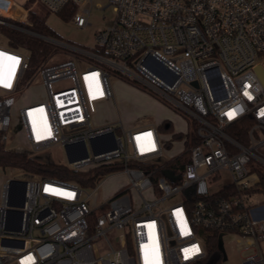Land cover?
<instances>
[{
  "label": "built area",
  "instance_id": "2783aa9c",
  "mask_svg": "<svg viewBox=\"0 0 264 264\" xmlns=\"http://www.w3.org/2000/svg\"><path fill=\"white\" fill-rule=\"evenodd\" d=\"M40 1L91 25L96 0ZM109 6L115 18L97 36L104 53L42 37L72 53L31 73L27 53L0 46L2 141L13 135L23 145L8 148L31 157L58 147L70 170L98 175L82 186L12 168L20 173L2 186L0 264H193L208 254L205 231L222 242L235 235L250 253L243 264H264V206L251 201L264 171V0ZM32 9L0 0V26L32 33ZM112 73L174 107L186 122L180 149L158 126L124 127ZM111 105L114 120L98 115ZM119 175L112 197L93 205Z\"/></svg>",
  "mask_w": 264,
  "mask_h": 264
},
{
  "label": "rangeland",
  "instance_id": "374dc122",
  "mask_svg": "<svg viewBox=\"0 0 264 264\" xmlns=\"http://www.w3.org/2000/svg\"><path fill=\"white\" fill-rule=\"evenodd\" d=\"M13 1L18 5L31 8L32 0ZM33 9L36 10L40 18H42L59 36L58 39H54L55 41H60L64 44L78 47L86 51L95 52L98 51L97 36L115 18V12L113 6H109V0L95 1L89 16L91 25L84 29L75 26L70 21V18L69 20H66L61 14L50 12L41 1ZM3 41L4 37L0 32V46L8 48ZM48 42H51L55 46L56 50H54L50 56L47 64H56L70 59L68 54L72 53L71 50L63 48L56 42ZM111 83L115 94L117 110L121 114L125 128H129L130 126L135 128L149 125L158 126L162 121L169 120L173 122L175 131L184 129L185 122L179 116V113L174 110V107L161 97L155 95L152 91L143 89L141 85H138L133 80L116 73H112ZM98 115L101 117L107 116L110 120H114L115 109L113 105H111L108 110H100ZM162 132L160 133L162 134ZM169 137L170 134H164V138ZM22 145V141L13 137V135H10L8 147L16 148ZM175 148L176 150L180 149V144H177ZM34 157L48 163L62 164L68 167L70 165V161L66 159L64 151L58 147H53L41 153H35ZM19 173L20 172L12 168H0V197L2 193V186L7 181L17 177ZM124 182V177L120 175L110 179L107 183L100 187L97 195L94 197L93 205H100L110 199L113 193ZM85 189L88 192L92 191L91 187H85ZM251 201L257 205L264 206V195L260 193L256 194L253 196ZM98 212L100 213L102 210ZM221 238L223 239L227 256V259H224L221 264H243V260L250 253L244 252V246L236 243L237 237L233 234H226ZM102 249H104V247H102Z\"/></svg>",
  "mask_w": 264,
  "mask_h": 264
},
{
  "label": "trees",
  "instance_id": "16d2710c",
  "mask_svg": "<svg viewBox=\"0 0 264 264\" xmlns=\"http://www.w3.org/2000/svg\"><path fill=\"white\" fill-rule=\"evenodd\" d=\"M35 0L31 1V7H35ZM30 9V8H29ZM63 16L64 19L69 20L71 13H58ZM29 20L32 26H25L26 30L32 33L11 29L8 27L0 26V32L4 37L3 43L10 49L19 50L27 53L31 58V73L34 72L36 67L48 63L50 56L56 50L55 46L42 37H49L52 39H58L59 36L49 27V25L38 15L36 10L32 9L29 14ZM98 51L104 53V49L98 47ZM163 129L172 131V127L165 123ZM0 168L22 169L25 172L45 176L56 177L63 180L74 181L82 186H85L90 182L94 184L97 173H77L70 170L67 166L56 163H48L41 161L35 157H31L28 154L18 152L13 149H9L7 145L2 141L0 135ZM260 191L264 195V171H260ZM87 182V183H86ZM210 246L208 248L207 256L193 264H221L224 260V254L220 249V237L218 233L205 231Z\"/></svg>",
  "mask_w": 264,
  "mask_h": 264
},
{
  "label": "crops",
  "instance_id": "0c3cea01",
  "mask_svg": "<svg viewBox=\"0 0 264 264\" xmlns=\"http://www.w3.org/2000/svg\"><path fill=\"white\" fill-rule=\"evenodd\" d=\"M119 114H120V112H119ZM120 116H121V114H120ZM180 116V115H179ZM181 117V116H180ZM182 118V117H181ZM121 119H122V117H121ZM183 119V118H182ZM122 121H123V119H122ZM184 121V120H183ZM185 122V121H184ZM165 123L167 124V127L170 125L171 127H172V131H165L164 129H163V127H164V125H165ZM124 124V123H123ZM185 126H186V122H185ZM185 126H184V129H185ZM158 127L160 128V130H162L163 132H165V133H168V134H170V135H174L173 136V140L175 141V144H179V140L182 138V134H181V132L182 131H184V129H182V130H177V131H175L174 130V127H173V122H171V121H169V120H164V121H162L159 125H158ZM129 128H135V127H133V126H130ZM178 141V142H177ZM172 148H174V147H172ZM259 212H261L260 210H256L255 211V213L256 214H258ZM262 248H263V251H264V241H263V243H262Z\"/></svg>",
  "mask_w": 264,
  "mask_h": 264
},
{
  "label": "snow or ice",
  "instance_id": "6c2138e0",
  "mask_svg": "<svg viewBox=\"0 0 264 264\" xmlns=\"http://www.w3.org/2000/svg\"><path fill=\"white\" fill-rule=\"evenodd\" d=\"M0 55H2V54H0ZM4 86L5 87H10L11 85L10 84H5ZM245 95H249V94L247 92H245ZM249 98H251V97L249 96ZM227 115L231 119L235 115V113L233 111V112L227 113ZM198 251H199V249H198V246H196V245H193L192 248H190V249H184V252L186 254V258H187V254L194 253V252H198Z\"/></svg>",
  "mask_w": 264,
  "mask_h": 264
},
{
  "label": "water",
  "instance_id": "95a60500",
  "mask_svg": "<svg viewBox=\"0 0 264 264\" xmlns=\"http://www.w3.org/2000/svg\"><path fill=\"white\" fill-rule=\"evenodd\" d=\"M18 15L20 16L21 14L18 13ZM72 148H73V147H68V148H67V151L70 153L71 150H72ZM16 151H18V152H22V153H25V154L28 153L27 151H25V150H23V149H17ZM85 153L87 154V151H86V150H85ZM167 174L169 175L170 173L167 172ZM220 249H221V251H222L223 254H224V259L226 260V259H227V256H226V252H225L224 244H223L222 241H220Z\"/></svg>",
  "mask_w": 264,
  "mask_h": 264
}]
</instances>
